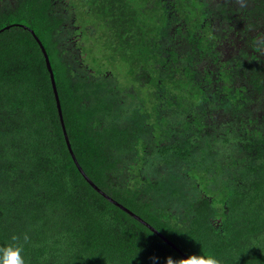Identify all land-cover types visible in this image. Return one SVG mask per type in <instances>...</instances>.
I'll return each instance as SVG.
<instances>
[{"label": "trees", "instance_id": "16d2710c", "mask_svg": "<svg viewBox=\"0 0 264 264\" xmlns=\"http://www.w3.org/2000/svg\"><path fill=\"white\" fill-rule=\"evenodd\" d=\"M36 38L72 153L111 200L66 146ZM122 207L185 255L264 264V0H0V247L184 258Z\"/></svg>", "mask_w": 264, "mask_h": 264}, {"label": "clouds", "instance_id": "9594fccd", "mask_svg": "<svg viewBox=\"0 0 264 264\" xmlns=\"http://www.w3.org/2000/svg\"><path fill=\"white\" fill-rule=\"evenodd\" d=\"M24 241H27L28 237H23ZM20 237L13 236L12 242L0 247V264H26L23 256V244L19 242ZM155 262L158 258L153 257ZM165 264H221L219 258L209 252H191L184 258L174 259L172 256H168L165 260Z\"/></svg>", "mask_w": 264, "mask_h": 264}, {"label": "water", "instance_id": "95a60500", "mask_svg": "<svg viewBox=\"0 0 264 264\" xmlns=\"http://www.w3.org/2000/svg\"><path fill=\"white\" fill-rule=\"evenodd\" d=\"M37 39V38H36ZM39 45H40V48H41V51L44 55V58H45V63H46V67H47V70L49 72V75H50V81H51V85L53 87V91H54V95H55V101H56V107H57V111H58V115H59V119H60V123H61V127H62V131H63V134H64V138H65V142H66V146L69 150V152L72 154V158H73V161L75 162V164L77 165V168L78 170L81 172V174L85 177L86 180H88V182L92 185V187H94L97 191H99L100 193H102L103 195H105L90 179L87 178V176H85L82 168L80 167V165L78 164L75 156L73 155L72 153V149H71V146H70V142H69V139L67 137V134H66V130H65V126H64V123H63V120H62V117H61V107H60V102H59V98H58V95H57V90H56V85H55V81H54V75H53V71H52V68H51V65H50V62H49V59H48V56L46 54V51H45V48L43 47V45L41 44V42L37 39ZM105 197H107L108 199H110L107 195H105ZM111 200V199H110ZM123 209H125L126 211H128V213H131L135 218H137L139 221H141L142 223H144L145 225H147L152 231H154L156 234L160 235L165 241H167L171 246L175 247L171 241L167 240V238H165L162 234H160L157 230H155L153 227H151L148 223H146L144 220H142L139 216H137L136 214L132 213L131 211H129L128 209L122 207ZM176 248V247H175ZM177 249V248H176ZM181 255L183 257H186V255L181 252L179 249H177Z\"/></svg>", "mask_w": 264, "mask_h": 264}]
</instances>
